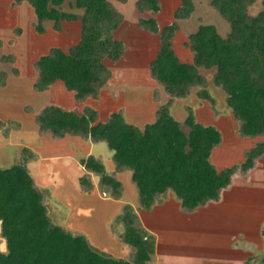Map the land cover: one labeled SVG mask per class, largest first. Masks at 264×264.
Returning a JSON list of instances; mask_svg holds the SVG:
<instances>
[{
	"label": "trees",
	"instance_id": "obj_1",
	"mask_svg": "<svg viewBox=\"0 0 264 264\" xmlns=\"http://www.w3.org/2000/svg\"><path fill=\"white\" fill-rule=\"evenodd\" d=\"M65 1L15 0L16 5L27 2L33 7L39 34L46 33V22H53L57 32H62L66 22L82 24L77 44L68 50L53 48L39 58L35 64L39 78L34 88L44 92L62 81L78 103L89 98L97 100L112 77L106 60L119 62L127 50L126 44L114 36L124 16L109 0H75L72 7L83 14L63 10ZM255 3L256 0H211V7L228 21L231 30L223 37L215 25H200L186 44L194 53V62L185 63L177 55L173 41L180 29L179 22L194 15V0H182L174 12L175 22L163 29L156 17L162 11L160 0H139L138 11L153 15L141 18L139 27L158 35L160 40L150 74L170 96L169 102L159 107L155 122L142 129L129 123L122 111L101 121L98 111L91 107L79 113L50 104L35 115L40 133H49L54 139L71 135L92 142L106 141L118 169L132 171L141 206L146 210L152 209L170 190L187 212L219 201L221 192L232 184L237 173L250 172L264 157V141L250 149L240 165L219 172L211 155L222 142L221 132L199 123L191 108L184 122L189 129L186 132L171 114V106L175 99L188 98L195 87H202L197 93L200 99L215 104L200 68L215 70L214 85L226 94L227 106L240 123L241 136L264 137V0L263 10L252 16L249 8ZM2 82L0 78L4 85ZM2 126L0 120V129ZM80 163L100 176L103 192L109 191L115 199L121 197V182L107 174L101 161L89 156ZM79 184L85 193L94 188L89 174L79 178ZM116 222L124 226L119 240L133 249L132 260L110 257L95 249L86 236L54 223L45 194L25 165L0 167V223L9 250L0 252V264L152 263L155 238L140 226L133 208L125 206Z\"/></svg>",
	"mask_w": 264,
	"mask_h": 264
},
{
	"label": "crops",
	"instance_id": "obj_2",
	"mask_svg": "<svg viewBox=\"0 0 264 264\" xmlns=\"http://www.w3.org/2000/svg\"><path fill=\"white\" fill-rule=\"evenodd\" d=\"M194 2L196 5V11L194 14H197L203 7L201 0H194ZM181 4L182 0H177V3L174 2L172 4V6L174 5V12L181 6ZM210 6H207V9L205 8L206 11L203 10L202 12L212 11ZM118 10L124 16V22L115 32L114 36L117 40L123 41L126 44L127 50L119 62L109 60L114 68H110L106 60L105 64L110 69L112 77L102 88L99 99L96 100L89 98L82 103H78L75 99L74 93L68 91L62 81L55 82L44 92H36H38V95L40 96L51 94L54 99H49L51 100L49 101L51 102L50 104L58 105L69 111L77 110V112L82 113L85 107H91L98 111L99 120L101 121H106L112 113L121 110L129 123L143 129L147 124L155 122L157 111L155 114H151L150 110H143L142 103L144 102L143 97L141 96H151V99L147 104L149 108H152L153 105H155L158 110L163 103L161 101L159 103L154 101L155 92L152 89L148 88L147 91L145 90L146 92H140L141 89L147 88L145 87L146 81L141 80V78H137L139 80L138 83H136L137 79L135 80L136 84L128 81H117L115 69L128 67L130 71L136 72V75L140 76L141 74H145L146 78L149 77V80L151 79L152 82L156 84V90L162 87L150 74V64L158 55L160 40L158 35H153L141 29L138 25L141 18L152 17L153 15L151 13H140L136 5L130 13L132 16L123 9L121 10L118 8ZM174 12L172 13L173 16ZM161 16L162 14H160L159 17L157 16V20L160 27L163 28L160 21ZM173 20L175 21L174 18ZM179 23L181 28L180 31L182 32L183 26L186 23H190V27L195 28L196 26L198 30L204 21L202 24H197L192 19H189L180 21ZM78 24L81 25L80 28L82 29L81 22ZM167 25L169 24H166L165 26ZM212 25L217 26L219 33L223 36L218 25L216 23H212ZM193 33H188L187 37L189 38ZM78 35L80 41L81 31ZM175 41L176 39L174 40V49L179 58L185 63H193L194 53L189 50L190 52L187 57L189 60H183L177 52ZM131 51L134 53V57L129 59L130 62L128 64L125 62V58L132 53ZM201 70L203 69H200V72ZM14 78L15 77L9 75L7 85L4 87L0 86V88L7 89L9 82ZM135 88L139 89V91ZM160 89L163 91V87ZM125 95L134 97L138 95L136 100H134L136 103L135 105H137V113L135 116H130V106L128 107V104H122V101H125ZM177 102H179V100H176V103L172 106V114L183 127L185 126L184 122L187 117L182 119L176 115L175 108ZM46 106L48 105L40 107L39 111ZM118 106L119 109H117ZM2 110L3 109L0 108V120L3 124L9 123L10 120H13L10 117H2V113L8 114ZM194 111L196 120L199 123L205 126H214L221 132L222 142L220 146L213 150L211 155V161L216 169L221 172L228 167L234 166L232 163H229V160H224V156L219 152L220 147L224 146V139L226 140L229 134L227 126L225 127L221 120L215 121V119L211 120V123H207L204 116L199 112V109H195ZM28 115L31 118L29 122H20V128L22 127L20 133L26 138L25 140L29 143L31 142L28 147L31 148L34 158L29 160L27 165L25 163V165L30 172H35L32 175L36 185L39 187L41 186L43 189L47 188L46 190L49 191L50 188L52 190L56 189L58 191H64L67 182L69 183V181H71L74 183L75 181V183L77 182L78 184L79 191L84 195H98V193L102 191L100 188L101 178L96 179V174L87 171L80 163L82 158H87L89 156H93L101 161L94 155L96 142L84 140L79 136L67 135L63 139H54L50 134L42 135L40 134L38 124L34 121V115L31 113H28ZM232 115L229 116L227 121L229 122V127L232 126L236 132V130H240V123L237 122ZM11 135H15V132ZM241 137H235V139L241 141ZM260 141H264V137L253 139L250 143L248 141L250 144L248 150L252 149ZM242 158L243 157L241 156V160ZM54 161L61 163L65 161V164L69 161V163L67 165L62 164V167L58 166V164H60L58 163V170L49 171L47 166H56V164H53ZM114 164L111 162L109 163L111 173H108L106 166L103 163L107 174L121 182V197L115 199L110 195L109 191L102 192L103 194L109 193L110 197L108 201L116 206V209H114V213L117 216L116 220L118 216L123 213L124 207L129 205L137 214L140 226L154 236L156 250L154 260L150 264H264V190L258 191L257 185L255 184L256 174L264 171V157L258 159L257 165L250 172L243 174V176H241L242 174L237 173L233 177L232 184L221 192V198L219 201L209 202L193 212L185 211L182 208L180 200L177 199L174 192L171 190L166 195L162 196L161 200L156 203L152 209L146 210L142 208L138 189L132 184V171L124 170L126 168L118 169L116 164ZM70 167L75 169L77 167V173L73 176H69L68 168ZM58 172L61 174L64 173L65 177H60L59 179L58 176V179L56 180L55 175L59 174ZM86 174L90 175L94 186L93 190L89 193L83 192L79 184V178ZM48 193L51 195V192ZM122 228L124 230L123 225ZM118 233L116 236L119 240V236L123 231L122 233ZM94 244L103 253L106 252L104 250L108 249L111 256L114 257L112 253L115 252V250L112 246L103 247V245H98L97 243ZM125 249L124 244H122L121 251H118L117 257L114 258L124 259L122 256L124 257L125 255ZM115 254H117V252H115Z\"/></svg>",
	"mask_w": 264,
	"mask_h": 264
},
{
	"label": "rangeland",
	"instance_id": "obj_3",
	"mask_svg": "<svg viewBox=\"0 0 264 264\" xmlns=\"http://www.w3.org/2000/svg\"><path fill=\"white\" fill-rule=\"evenodd\" d=\"M109 1L117 9H123L129 15H131V11L133 10L135 5L137 7V2L139 0H125L124 2L116 0ZM74 2L75 0H66L63 6V10L67 12L83 14V11L77 10L72 7V4ZM160 2L163 6L162 11L161 13L156 15V17H159L160 14H162V16L160 17V21L162 27L164 28L166 24L170 25L175 22L173 20L174 16L172 14L174 12V5L172 6V4L174 2L177 3V0H160ZM201 3L203 7L202 10L197 14H194L190 19L195 21L197 24H202L203 21V24L216 23L219 27V30L222 32L223 37H227L231 30V26L228 21L224 19L215 8L210 6L211 0H201ZM207 6H210L212 11L205 12V8ZM203 10L205 11L202 12ZM262 10L263 0H256V3L249 8V13L252 16H256ZM37 22L38 20L35 15L34 9L27 2L16 5L15 0H0V78L3 79L2 83L4 84H0V86L4 87L7 85L9 75L15 77L9 82L7 89L0 88V108L3 109V112H7L9 115H11L9 116L8 114L2 113V117H10L13 119L10 120L9 123L3 124V127L0 130V167L2 168H8L13 165H25V163L27 165L29 163V160H32L34 158L31 148L28 147L31 142L29 143L27 140H25L26 138L23 137L20 133L22 129V127L20 128V122H29L31 118L28 113L34 115L35 121V115L41 111H39V108L43 105H50L51 102L49 101L54 99L51 94L42 96L38 95V92H36L34 88L35 83L39 78V72L35 66L36 62L40 57L48 55L53 48L68 50L71 46L75 45L79 41L78 34L81 31V25H79L78 23L80 22L64 23L62 32H57L53 29V22H46L45 34H39L36 32ZM180 30L181 28L178 31L179 36L177 33L174 38V40L176 39L175 47L183 60H189L187 59V57L191 50L186 45L189 42V38L187 37V35L188 33L190 34L195 32L197 30V27H190V23H186L183 26L182 32ZM133 54V52L129 54V56L125 58V62L129 64V59L134 57ZM107 63L110 68H114L109 60H107ZM115 71L117 81H128L130 83L136 84L139 81L137 78H141V80L146 81L145 87L147 88L141 89L140 92H146L148 88L152 89L155 92L154 101L158 103L161 101L163 105L169 102L170 96L167 94L164 88L163 91H161L160 89L162 87L156 90V84L153 83L151 79L149 80V77L146 78V75L144 73V75H136V72L130 71L128 67H120L119 69H115ZM201 73L206 77L207 89L210 91L213 98H215L216 103L212 104L207 100L200 99L197 93L202 89V87H195L193 88V91L188 98L175 99L172 103V106L174 105V103H176V100H179L175 109L176 115L182 119H185L188 116V109L191 108L193 111L195 109H199V112L204 116L207 123H211V120L214 119L215 121L221 120L224 123L225 127L227 126L229 134L227 136V139H224V146L220 147L219 152H221L222 156H224V160H229V163H232V165H240L244 161L246 153L249 151L248 148L250 146V141L256 138L241 137L239 131L236 130L235 132L232 126L229 127V122L227 121V119L230 115H232V112L231 109L227 106L226 94L223 90L215 87L214 85L213 79L215 71H207L203 69L201 70ZM136 79L137 81L135 83ZM136 90L139 91V89ZM163 92H165L167 95ZM137 96L134 97L125 95V101H122V104L125 103L126 105L128 104V107L130 106V116H135L137 113V105H135L136 103L134 102ZM141 97H143L144 102L142 103L143 110H150L151 114H155V112L158 111L156 106L153 105L152 108H149L147 105L151 99V96L145 95ZM117 109H119V106L117 107ZM183 128L185 131L189 130L187 126H183ZM13 132H15V135H11ZM235 137H241V141L236 140ZM95 146L96 149L94 155L104 163L107 172L111 173L109 163H115L113 160L114 152L109 148L106 141L96 142ZM241 156L243 157L242 160ZM68 163L69 161H67L66 164L65 161L63 163L54 161L53 164H56V166L48 165L47 167L49 171H53L58 170L57 164L58 166L62 167V164L67 165ZM68 170L70 174L69 176H73L75 173H77V167L76 169L70 167L68 168ZM124 170L130 171L129 169ZM33 173L35 172L33 171ZM33 173L30 172L31 175ZM58 173L59 174L55 175L56 180L58 179V176L59 179L60 177H65L64 173ZM95 176L96 179H100L99 176ZM132 184L134 183L132 182ZM255 184L257 185L258 191L264 190V171L256 174ZM66 185L67 186L65 187L64 191H58L56 189L52 190L51 188L49 191L46 190L47 188L43 189L41 188V186L39 187L38 185H36L45 194V204L48 206L49 215L53 222L72 231L74 234L86 236L90 244L98 251H100V249L97 248L94 243L103 245V247L112 246L115 252H117V254L113 252L112 255H114V257H117L118 251H121L122 243L117 239L116 234L118 232L122 233L123 228L122 224L115 221L117 216L114 213V209H116V206L108 201L110 197L109 193L103 194V192L100 191L98 195L92 194L91 196H87L79 191L77 182L75 183L74 181L73 183L69 181V183L67 182ZM134 186L136 185L134 184ZM47 191L51 192V195ZM124 246L126 248V251L124 257L122 256V258L132 260L133 249L126 245ZM8 251L9 250L7 242L2 235L0 223V252L8 253ZM104 251H106L105 253L108 256L113 257L109 253L108 249Z\"/></svg>",
	"mask_w": 264,
	"mask_h": 264
}]
</instances>
